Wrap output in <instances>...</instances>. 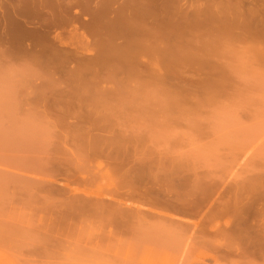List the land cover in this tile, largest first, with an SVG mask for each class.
Wrapping results in <instances>:
<instances>
[{
	"label": "rangeland",
	"instance_id": "1",
	"mask_svg": "<svg viewBox=\"0 0 264 264\" xmlns=\"http://www.w3.org/2000/svg\"><path fill=\"white\" fill-rule=\"evenodd\" d=\"M2 1L0 264H264V0Z\"/></svg>",
	"mask_w": 264,
	"mask_h": 264
},
{
	"label": "bare ground",
	"instance_id": "2",
	"mask_svg": "<svg viewBox=\"0 0 264 264\" xmlns=\"http://www.w3.org/2000/svg\"><path fill=\"white\" fill-rule=\"evenodd\" d=\"M5 1H9V0H5ZM29 1H30V0H29ZM29 1H28V2H29ZM34 1H36V0H34ZM45 1H46V0H45ZM50 1H51V0H48V1H46V2H47V3H46V2H43V0H42V2H43L42 4H44V3L48 4ZM57 1H58V0H57ZM100 1H101V0H100ZM113 1H114V0H113ZM123 1H125V0H123ZM123 1H122V2H123ZM127 1H128V0H127ZM131 1H132V0H131ZM131 1H128V2L130 3ZM133 1H136V0H133ZM181 1H183V0H181ZM190 1H191V0H190ZM192 1H193V0H192ZM195 1H196V0H194L193 2H195ZM200 1L202 2V0H200ZM208 1H209V0H208ZM227 1H228V0H227ZM227 1H226V2H227ZM10 2H11V1H10ZM31 2H33V0H32ZM38 2H39V3H38ZM101 2H103V1H101ZM117 2H119V0H118V1L115 0L114 3L118 4ZM125 2H126V1H125ZM140 2H141V1H139V3H140ZM193 2H192V4H193ZM197 2L200 3L199 0H198ZM197 2H196V5H197ZM210 2H211V1H210ZM219 2H222V0H221V1L219 0ZM238 2L240 3V1H238ZM2 3H4L5 6L7 5V4L4 2V0L2 1ZM8 3H9V2H8ZM37 3H38L39 5H41V0H40V1L38 0ZM51 3H52V2H50V4H51ZM54 3H55V4H54ZM108 3H109V2H108ZM133 3H134V2H133ZM133 3H132V4H133ZM135 3H137V6H139V8H140V4H141V3H140L139 5H138V2H137V1H136ZM190 3H191V2H190ZM32 4H36V2H34V3H32ZM61 4H62V3H61V1L59 0V4H58V5H61ZM122 4H124V2H123ZM0 5H3V4H0ZM48 5H49V4H48ZM54 5H56V7H57L56 1L54 2V0H53L52 6H54ZM135 5H136V4H135ZM194 5H195V4H194ZM41 6H42V5H41ZM113 6H114V5L112 4V8H113ZM137 6H136V7H137ZM7 7H8V6H7ZM11 7H12V5H11ZM13 7H14V6H13ZM58 7H59V6H58ZM14 8H15V7H14ZM190 8H191V6H190ZM1 9H3V7H2ZM4 9H6V8L4 7ZM10 10L13 11L11 8H10V9L8 8V12H11ZM198 10H199V9H198ZM198 10H197V11H198ZM14 11H15V9H14ZM140 11H141V10H140ZM194 11H196V10H194ZM197 11H196V12H197ZM6 12H7V10H6ZM17 12H18V11H17ZM19 12H20V11H19ZM136 12H137V11H136ZM191 12L194 13L192 9H191ZM198 13H199V12H198ZM198 13H196V14H198ZM56 14H57V13H56ZM125 14H126V13H125ZM129 14H130V13H129ZM16 15H17L16 12H15L13 15L11 14V16H16ZM1 16L4 17V15H1ZM18 16H19V14H18ZM126 16H127V15H126ZM130 53H131V52H130ZM177 53H178V52H177ZM179 54H180V53H179ZM179 54H178V56H179ZM182 54H183V53H182ZM124 55H125V54H124ZM124 55H121V56H124ZM174 55H176V54H173V56H174ZM187 55H188V54H187ZM185 56H186V55H185ZM124 57H125V56H124ZM127 57H128V56H127ZM174 57H175V56H174ZM176 57H177V56H176ZM183 57H184V56H183ZM188 59H189V58H188ZM128 71H129V70H128ZM132 74H133V73H132ZM129 76H130V75H129ZM132 76H134V75H132Z\"/></svg>",
	"mask_w": 264,
	"mask_h": 264
}]
</instances>
